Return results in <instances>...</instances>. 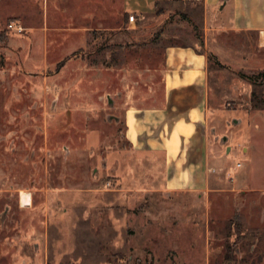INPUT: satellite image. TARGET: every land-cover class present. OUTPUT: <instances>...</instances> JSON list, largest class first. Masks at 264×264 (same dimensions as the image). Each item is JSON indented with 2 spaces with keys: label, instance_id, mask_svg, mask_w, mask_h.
<instances>
[{
  "label": "rangeland",
  "instance_id": "obj_1",
  "mask_svg": "<svg viewBox=\"0 0 264 264\" xmlns=\"http://www.w3.org/2000/svg\"><path fill=\"white\" fill-rule=\"evenodd\" d=\"M93 4L99 9L86 0H0V264H264V53L257 42L239 37L238 50L222 58L207 51L205 137L194 128L180 150L164 144L176 148L171 158L180 156L169 164H178L179 178L201 185L185 193L181 215L190 227L176 232L167 225L179 202L156 201L168 199L164 193L140 194L128 211L129 193L109 192L155 189L164 180L161 157L131 153L123 133L126 102L158 105L165 96L168 41L114 45L113 32L94 24L75 46L74 33H49L46 71L25 72V58L9 54L20 34L9 23L24 29L25 53L37 64L43 43L32 40L46 24L74 29L81 13L89 27L87 11L111 5V28L119 26L117 0ZM126 166L131 173L120 178ZM18 191L32 193L31 207L19 206Z\"/></svg>",
  "mask_w": 264,
  "mask_h": 264
},
{
  "label": "crops",
  "instance_id": "obj_2",
  "mask_svg": "<svg viewBox=\"0 0 264 264\" xmlns=\"http://www.w3.org/2000/svg\"><path fill=\"white\" fill-rule=\"evenodd\" d=\"M64 1L59 0V3ZM86 1L89 9H99V6L93 4L99 0ZM102 1L107 5L115 2V0ZM117 2L119 4L118 12L115 15V20L119 23L117 28H111V20H113L110 11L111 5H104L105 12H97V15L94 13L95 11L92 14L87 11L86 21L90 23H88L89 27L81 26L84 19H82V14L78 13L80 15H75L76 18H74V25H76L74 29H53L49 28L47 24L40 28L37 31L42 34L40 40L38 36L32 40L33 46L39 41L43 43L40 64L36 63L39 59L37 56L29 59L31 58L30 54L25 53L24 40L20 38L24 37L23 33L18 34L11 42L9 46L16 48V51L11 50L9 54L15 53L14 55L25 58L21 65L25 72H37L39 69L46 71L52 67L48 65L49 33H74L75 46L80 42L81 38L78 37L81 35L83 36L82 41L89 38L94 24L101 26L103 31L113 32L109 35V41L114 45L138 47L148 46L159 40L168 41L164 50L163 68L160 70L166 78L164 98L158 105L140 106L132 103L131 106H126L128 104L126 102L124 107L126 144L131 147V153L141 156V159L148 156L150 152L161 157L160 166L164 172L162 188L157 186L155 189L140 191L134 187L136 184H131L132 186L128 189L124 186L121 189L113 191L107 189L106 191L118 192V195L129 193L127 194L130 205L128 211H134V208L139 206L140 196H142L140 194H150L153 197L155 194L164 193L168 199L164 197L157 199L156 196L154 198L163 204L179 202L176 206L179 209L168 216L172 224L168 222L167 226L180 232L185 224L183 221L185 218L181 215V213H185V208L183 206L181 208V203L184 201L186 192L195 190L191 186H201L200 178L190 176L188 179L183 177L181 180L178 164L174 165L175 167L169 165L170 161L175 163L180 156L171 158L170 153H175L173 150L176 148L169 150L164 144L166 145L168 139L172 140V145L177 144L176 146L180 150L184 144V138H191L194 128L200 137H205L206 128L203 125V120L207 117L208 112L206 88L208 50L220 58L224 56V51L228 56L229 54L232 56L238 50L236 39L243 37L256 41L257 50L264 53V43L261 42L264 33V0H117ZM129 16L134 17L132 22L128 20ZM96 18H99L97 22ZM197 32L200 35L198 38H196ZM196 41H200V45H197ZM147 71H151V69H147ZM108 105L110 108L114 107L115 102L109 100ZM129 120L134 122L133 126H130ZM131 130H134V134L131 133ZM196 133H194V137ZM154 143L159 146H153ZM187 149V152L190 153V148ZM194 153L196 154L197 151ZM190 163L191 161H189ZM181 186L186 188L178 189ZM79 192H84V190H79ZM176 196L177 201H175ZM171 207H174L173 204ZM187 212L189 213L188 210ZM187 217L189 218V215ZM176 222L177 224H174ZM189 227L190 221L188 220L182 231L187 232Z\"/></svg>",
  "mask_w": 264,
  "mask_h": 264
},
{
  "label": "flooded vegetation",
  "instance_id": "obj_3",
  "mask_svg": "<svg viewBox=\"0 0 264 264\" xmlns=\"http://www.w3.org/2000/svg\"><path fill=\"white\" fill-rule=\"evenodd\" d=\"M123 137H124V139H125V143H126L125 129H124ZM224 139H225V138L223 137V140H224ZM126 145H127V144H126ZM127 147H128L129 149H131V147H130L129 145H127ZM104 165H105V162H104ZM113 169H114V168H113ZM113 169H112V170H113ZM130 170H131V169H130L129 167L126 166V167L123 169V171L121 172V177H120V178H122V177L128 175L129 173H131ZM19 193H20V191L17 192V200H18V204H19V206L22 207V206L20 205V201H19ZM29 194H30V204H29L28 206H25V207H31V206H32V193L29 192Z\"/></svg>",
  "mask_w": 264,
  "mask_h": 264
},
{
  "label": "bare ground",
  "instance_id": "obj_4",
  "mask_svg": "<svg viewBox=\"0 0 264 264\" xmlns=\"http://www.w3.org/2000/svg\"><path fill=\"white\" fill-rule=\"evenodd\" d=\"M262 44L264 43V33L262 34V40H261ZM19 201L21 206H28L30 203V195L26 192L21 191L19 194Z\"/></svg>",
  "mask_w": 264,
  "mask_h": 264
},
{
  "label": "built area",
  "instance_id": "obj_5",
  "mask_svg": "<svg viewBox=\"0 0 264 264\" xmlns=\"http://www.w3.org/2000/svg\"><path fill=\"white\" fill-rule=\"evenodd\" d=\"M133 19H134L133 16H129V17H128V20H129L130 22H132ZM7 29L10 30V31H15V32H17V33H22L23 30H24L21 26H18V25L15 24V23H9V24L7 25Z\"/></svg>",
  "mask_w": 264,
  "mask_h": 264
},
{
  "label": "trees",
  "instance_id": "obj_6",
  "mask_svg": "<svg viewBox=\"0 0 264 264\" xmlns=\"http://www.w3.org/2000/svg\"><path fill=\"white\" fill-rule=\"evenodd\" d=\"M249 81H251V79L250 78H247Z\"/></svg>",
  "mask_w": 264,
  "mask_h": 264
}]
</instances>
